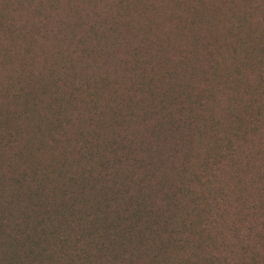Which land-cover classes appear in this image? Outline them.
Masks as SVG:
<instances>
[{"label":"rangeland","instance_id":"374dc122","mask_svg":"<svg viewBox=\"0 0 264 264\" xmlns=\"http://www.w3.org/2000/svg\"><path fill=\"white\" fill-rule=\"evenodd\" d=\"M221 9L223 0H0V215L11 218L6 233L31 239L18 246L33 257L12 264H81L72 236L89 240L87 254L108 244L92 264H222L216 254L251 264L237 240L259 243L256 230L245 235L263 214L246 212L256 190L224 202L216 179L259 180L251 166L264 160V126L250 136L249 90L216 67V50H231ZM253 15L264 30V4ZM137 204L150 214L129 230L123 211Z\"/></svg>","mask_w":264,"mask_h":264},{"label":"trees","instance_id":"16d2710c","mask_svg":"<svg viewBox=\"0 0 264 264\" xmlns=\"http://www.w3.org/2000/svg\"><path fill=\"white\" fill-rule=\"evenodd\" d=\"M246 1L248 0H223L224 9H221L220 13L228 23L227 41L229 42L227 43V48L231 50H227L226 55L216 50V67L221 66V69L223 70V72H225V75L223 77L226 78V80H230L233 87H237L241 82H245V86L249 90L248 96H250V98H248L247 100H241V103L243 104L246 113L252 110L253 115H255L256 117L255 123L251 124L252 133L250 136L253 137L257 133V128L260 125V127L264 126V30L261 24L255 22L256 18L253 15L254 10H258V8L260 9V7L262 8L264 0H251L253 2L252 7L250 9L248 7L246 12H243V9L235 10L236 2L245 3ZM260 3L262 4L260 5ZM255 4H259L260 7L255 6ZM246 48H249V50H246ZM256 50L257 53H259L263 58L248 55L252 51ZM223 51H226V49H224ZM245 69L250 70V72H247ZM240 70H242L243 72L240 73ZM230 76H232L233 79H231ZM229 94L230 92H228V95ZM254 106L256 108H254ZM218 109L221 113L222 118H224V112L221 108ZM224 111L227 113L228 111H230V108H225ZM230 116H233V114H230ZM231 131L237 130L236 128H231L229 132ZM227 141H229L228 138L226 139V142ZM260 146L264 145L261 144ZM257 157L263 158V156H260V154H258ZM251 169L255 174L253 176H257L259 180H256L252 177L247 181L235 180L233 182H221L223 181V179L219 178L216 179V185L218 188V192H220L219 200L223 199L224 202H227L230 201L232 197H234V204H240L242 201H245L246 198L249 197L251 192L253 190H256V197L252 200L253 206L248 207L246 209V212L250 213V211H252L253 213L254 211L258 210L262 211L263 214L259 218L260 220L258 226L248 228L245 235L256 230V236L258 234L257 237L259 238V243H255L254 246H251L246 239L241 238V240L238 239L237 241L238 243H240V241L245 243L243 245L244 249L242 250V252H240V254L243 255V257H241L242 261H245L246 258H249L251 260V264H264V160H261L260 162L259 159L257 165L253 164L251 166ZM216 172H219V170H217ZM231 186H233L236 193H232V190H230ZM227 190H229V194L226 193ZM216 205H219V202H216ZM137 207L138 204L134 207L131 206L130 210L123 211V214H127L132 210V213L130 212L131 223L129 225V230H135L136 227H141V224L136 225L137 221L140 219V214H144L146 217H149L150 212L147 208L150 207H145L142 212L138 211L136 209ZM217 209L219 212V208ZM219 219L220 220H216V225L220 224V221H223V216L220 215ZM10 224L11 218H5L0 215V264H12L11 261L16 258L17 254L19 253L21 254L20 259H33L31 251L27 254H24L23 256L18 246L19 239L21 241L28 242V245L30 244L31 239L27 238L26 236L19 235L18 230L6 233L5 231L10 228ZM79 227L81 226H77V228ZM136 233L142 235L141 232ZM231 233L236 234V237L238 238V231L232 230ZM109 237L115 244L120 243L119 239L117 243L116 234H110ZM120 237L121 233L118 232V238ZM71 239L85 256L84 260H77L81 264H92V261L88 259H94L98 256V253L103 254V252L107 251L108 248V244H101L99 246L96 243L94 249H92V251L87 254L84 245L89 243V240H86V242H81L73 236L71 237ZM64 240L66 239H62L61 241ZM60 247V251H62L63 246L61 245ZM66 257L69 258L68 253L66 254ZM220 261L222 262V264H230L228 263L227 257L225 258L221 255L216 254V263H219Z\"/></svg>","mask_w":264,"mask_h":264}]
</instances>
